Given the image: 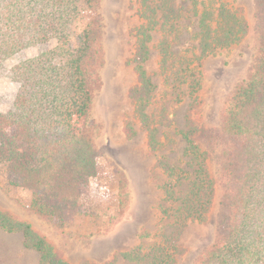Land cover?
<instances>
[{"label": "trees", "instance_id": "obj_1", "mask_svg": "<svg viewBox=\"0 0 264 264\" xmlns=\"http://www.w3.org/2000/svg\"><path fill=\"white\" fill-rule=\"evenodd\" d=\"M102 0H0V64L24 48L49 46L11 67L18 88L11 106L0 111V175L13 180L30 196L14 199L41 218L61 239L55 246L31 225L0 207V228L20 231L24 242L37 250L44 264H67L63 251L74 237L62 215H92L82 197L86 179L97 173L101 156L98 139L103 124L93 116L94 99L100 92L105 65ZM255 9L254 54L244 77L225 96L218 126L191 127L180 131L185 140L188 168L157 163L164 179L160 184V217H171L175 234L187 221H204L213 202L215 183L221 190L215 235L193 264H264V0H252ZM198 16V46L206 56L226 49L248 31L240 8L224 0H190ZM93 14L85 18L83 7ZM132 57L137 83L129 89L133 116L146 130L150 150L161 146L158 129L147 112L155 85L146 74L151 31L158 25L157 44L161 69L171 54L179 10L173 0H139ZM187 89L200 86L195 73ZM123 130L131 137L133 122ZM213 160L217 179L208 168ZM114 211H99L101 233L111 232L129 209L127 180L117 186ZM173 233L170 234V237ZM94 233L77 235L87 241ZM157 252L147 264H171L170 237L160 235ZM169 245V246H168ZM168 247V249H167ZM152 250V249H151Z\"/></svg>", "mask_w": 264, "mask_h": 264}, {"label": "rangeland", "instance_id": "obj_2", "mask_svg": "<svg viewBox=\"0 0 264 264\" xmlns=\"http://www.w3.org/2000/svg\"><path fill=\"white\" fill-rule=\"evenodd\" d=\"M239 7L248 24L247 33L226 49L202 56L198 46V16L190 0H173L179 10L171 41L166 70L161 69V53L157 44L162 33L156 25L147 42L149 53L143 62L146 74L155 85L152 103L147 112L157 126L161 146L150 150L146 130L133 116L129 89L137 83L131 60L135 50L137 28L143 23L138 15L139 0H102L104 17L105 65L103 85L94 99L93 116L103 124L98 139L101 156L97 173L86 179L82 197L92 215L64 213L63 219L74 234L63 253L67 264H147L157 252L160 235L170 237L171 264H193L196 256L212 242L219 217L221 190L215 183V194L204 221H187L175 234L171 217L161 219L160 184L164 174L158 166L159 156L170 164L188 168L184 155L185 140L180 131L191 127L218 126L219 110L233 85L242 79L253 59L255 9L252 0H224ZM85 18L93 11L83 7ZM48 43H40L11 55L0 64V111L10 108L18 83L12 78L11 67L19 61L45 50ZM195 73L200 86L192 94L187 85ZM133 122L135 133L127 137L124 121ZM208 168L217 179V168L209 160ZM125 178L129 188L130 205L123 219L107 234L101 233L99 211H114L117 205V186ZM29 192L16 182H8L0 175V207L20 220L55 246L62 244L57 234L41 218L28 212L14 201H24ZM94 233L87 241L77 235ZM168 245V246H169ZM152 249V250H151ZM168 249V247H167ZM0 264H44L37 250L27 246L22 232H7L0 228Z\"/></svg>", "mask_w": 264, "mask_h": 264}]
</instances>
